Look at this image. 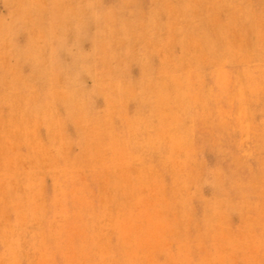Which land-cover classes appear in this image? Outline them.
Wrapping results in <instances>:
<instances>
[{
	"label": "rangeland",
	"instance_id": "1",
	"mask_svg": "<svg viewBox=\"0 0 264 264\" xmlns=\"http://www.w3.org/2000/svg\"><path fill=\"white\" fill-rule=\"evenodd\" d=\"M60 5L0 0V264H264V0Z\"/></svg>",
	"mask_w": 264,
	"mask_h": 264
},
{
	"label": "bare ground",
	"instance_id": "2",
	"mask_svg": "<svg viewBox=\"0 0 264 264\" xmlns=\"http://www.w3.org/2000/svg\"><path fill=\"white\" fill-rule=\"evenodd\" d=\"M80 1H83V3L81 4ZM119 5L120 7L123 6L121 5L120 2H119ZM98 7L100 6H96L95 8H98ZM89 9H92V6L90 5V0H61V5L56 7L54 11L51 13L53 17L58 19V22H57L58 32L55 34V38L57 36L58 41H61V43H64L65 38L69 34V29L72 26L79 25V23L80 24L82 23L83 25L85 21L88 23L89 22ZM24 18H25L24 15H19V19H21V21H23ZM90 57L91 56L89 57L86 56L84 58V61L90 60ZM68 58H69V65L71 66V68H74L77 63L80 64L81 62L80 58L73 57L72 55L71 56L69 55V57L67 56V59ZM32 76H34V74H32Z\"/></svg>",
	"mask_w": 264,
	"mask_h": 264
}]
</instances>
